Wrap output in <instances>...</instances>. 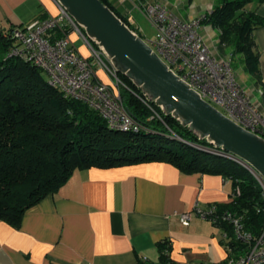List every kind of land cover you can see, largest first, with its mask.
<instances>
[{
    "label": "trees",
    "instance_id": "16d2710c",
    "mask_svg": "<svg viewBox=\"0 0 264 264\" xmlns=\"http://www.w3.org/2000/svg\"><path fill=\"white\" fill-rule=\"evenodd\" d=\"M124 22L108 0H101ZM264 0H216L203 16L202 26L218 30L220 52L240 58L234 69L261 85L260 50L255 30L264 18L254 10ZM22 26V25H21ZM0 24V219L19 227L25 213L50 195H55L80 169L116 168L142 163H167L185 173H218L232 182L230 203L218 206L245 214V222L258 232L264 224L262 199L256 181L239 163L203 151L214 147L200 139L177 118L167 115L125 75L128 88L122 99L143 126L140 133L111 129L108 122L87 104L65 98L49 85L39 67L11 56L16 47V28ZM71 30L57 29L61 37ZM142 98V99H141ZM153 111L162 119L152 118ZM239 186L240 194H236ZM216 227V225H214ZM161 264H174L172 242L158 244Z\"/></svg>",
    "mask_w": 264,
    "mask_h": 264
},
{
    "label": "crops",
    "instance_id": "0c3cea01",
    "mask_svg": "<svg viewBox=\"0 0 264 264\" xmlns=\"http://www.w3.org/2000/svg\"><path fill=\"white\" fill-rule=\"evenodd\" d=\"M139 1L161 3L186 21L205 16L216 2L108 0L139 33L143 28L138 14L144 16ZM254 10L264 18V4ZM58 14L53 0H0V24L6 28ZM201 33L211 44L219 35L209 25H203ZM75 37L72 33V40ZM254 39L261 53L262 84L245 76L254 81L250 94L264 114V95L259 93L264 92V24ZM99 75L109 81L103 72ZM231 193L232 182L221 174L185 173L167 163L78 169L58 193L30 208L19 227L0 219V264H161L158 244L166 240L172 242L174 264H221L226 250L220 230L198 217L183 226L180 215L196 205L228 204Z\"/></svg>",
    "mask_w": 264,
    "mask_h": 264
},
{
    "label": "built area",
    "instance_id": "2783aa9c",
    "mask_svg": "<svg viewBox=\"0 0 264 264\" xmlns=\"http://www.w3.org/2000/svg\"><path fill=\"white\" fill-rule=\"evenodd\" d=\"M53 1L59 8L57 16L36 19L15 29L16 47L11 56L39 67L46 74L50 86L58 89L65 98L90 106L101 114L111 129L140 133L143 126L132 116L122 99L121 91L128 87L119 77L118 70L71 14L57 0ZM136 5L156 31L155 38L145 39L146 42L169 68L229 119L264 138L261 104L239 82L232 57L219 54V49L214 50V44L201 33L204 17L186 21L161 3L139 1ZM63 28L71 32L57 37L55 31ZM72 33L84 41L90 57L81 53L71 38ZM99 72H103L109 81H104ZM259 93L264 95L263 91ZM145 98L141 99L147 103L149 99ZM155 117L162 119L153 111L152 118ZM199 148L245 167L256 181L263 201L259 212H264V177L261 174L239 158L215 147ZM235 190L239 195V186ZM233 198L235 195L231 201ZM194 217L210 221L220 230V241L227 255L221 264H264V224L258 232L253 231L247 226L244 213L220 211L216 205L204 208L196 205L192 211L181 214L180 221L183 226H189Z\"/></svg>",
    "mask_w": 264,
    "mask_h": 264
},
{
    "label": "water",
    "instance_id": "95a60500",
    "mask_svg": "<svg viewBox=\"0 0 264 264\" xmlns=\"http://www.w3.org/2000/svg\"><path fill=\"white\" fill-rule=\"evenodd\" d=\"M119 73L200 139L264 177V138L238 125L181 80L146 40L101 0H57Z\"/></svg>",
    "mask_w": 264,
    "mask_h": 264
},
{
    "label": "rangeland",
    "instance_id": "374dc122",
    "mask_svg": "<svg viewBox=\"0 0 264 264\" xmlns=\"http://www.w3.org/2000/svg\"><path fill=\"white\" fill-rule=\"evenodd\" d=\"M168 1H172V0H168ZM195 19V18H194ZM138 21L139 23L142 25V28H143V32H136L141 35L144 39H147V40H152L155 38L156 36V31L155 29L153 28V26L151 25L150 21L145 17V16H140L138 14ZM218 40H219V35L216 37V39L213 41L212 44L213 47H214V50L216 49H219L220 50V47L221 45L218 44ZM76 45L78 46V48L80 49L81 53L86 56V57H90V52H89V49L86 47L84 41L81 39V38H77L75 37V39L73 40ZM212 46V45H211ZM218 50V53L221 54V52ZM230 53L229 54H226L224 53V56H228L230 57ZM240 58H237L235 59L233 62L236 64L238 61H239ZM111 62V61H110ZM235 72H236V75H237V78L239 80V82L242 84V86L245 87V89L249 92V93H252V88L251 86H253L254 84V81L252 79H250L248 76H245V73L244 71L242 70V68H235ZM256 96L259 97L260 99V95L258 92L255 93ZM215 258L217 256H214ZM227 258V255L225 254L223 259H222V262H224V260H226ZM220 259V258H219Z\"/></svg>",
    "mask_w": 264,
    "mask_h": 264
}]
</instances>
